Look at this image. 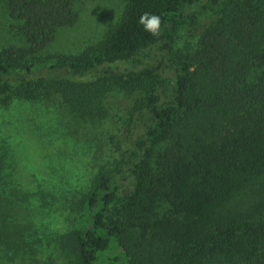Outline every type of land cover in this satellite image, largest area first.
<instances>
[{
  "label": "trees",
  "instance_id": "1",
  "mask_svg": "<svg viewBox=\"0 0 264 264\" xmlns=\"http://www.w3.org/2000/svg\"><path fill=\"white\" fill-rule=\"evenodd\" d=\"M3 1L23 46L0 49L1 105L61 107L96 127L112 95L134 97L108 133L111 165L66 208L54 239L63 262L264 264V0H127L104 38L74 55L46 51L81 0ZM207 16L199 47L178 60L177 31ZM4 167L2 156L0 179ZM11 190L0 204L30 219L32 196ZM8 211L0 223L14 230ZM24 230L14 251L34 257Z\"/></svg>",
  "mask_w": 264,
  "mask_h": 264
},
{
  "label": "rangeland",
  "instance_id": "2",
  "mask_svg": "<svg viewBox=\"0 0 264 264\" xmlns=\"http://www.w3.org/2000/svg\"><path fill=\"white\" fill-rule=\"evenodd\" d=\"M126 2L81 0L76 24L58 29L46 52L74 55L97 44L119 20ZM210 22L211 17L207 16L198 29L187 25L179 28L176 36L178 60L195 52L202 32ZM10 24L4 1L0 0V49L23 46V41L10 29ZM142 60L149 62V58ZM133 99L112 95L107 101L108 116L96 127L73 120L61 107L51 110L41 103L24 100L0 104V157H4L5 163L0 192L13 188L11 191H24L33 198L30 219L26 212L17 216L11 208L8 211L7 203L0 204V215L4 211L11 216L14 214L20 222L15 229L21 232L23 226L25 230L30 227V234L24 230V239L35 240V245L39 244L34 257L16 253L14 243L18 239L14 235L15 229H12L16 223H8L9 226L0 223V230L5 231H0V253L5 255L0 257V264H65L55 248L54 239L69 227L66 208L73 198L90 188L100 167L111 165L113 159L108 149V133L124 123ZM44 198L55 204L44 207ZM40 244L47 248L43 249ZM118 252L125 255L119 247L116 254L120 255Z\"/></svg>",
  "mask_w": 264,
  "mask_h": 264
},
{
  "label": "clouds",
  "instance_id": "3",
  "mask_svg": "<svg viewBox=\"0 0 264 264\" xmlns=\"http://www.w3.org/2000/svg\"><path fill=\"white\" fill-rule=\"evenodd\" d=\"M158 22L156 17H153V25H155Z\"/></svg>",
  "mask_w": 264,
  "mask_h": 264
}]
</instances>
